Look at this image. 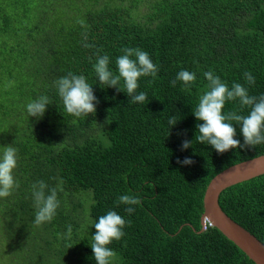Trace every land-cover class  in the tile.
I'll use <instances>...</instances> for the list:
<instances>
[{
	"label": "trees",
	"instance_id": "16d2710c",
	"mask_svg": "<svg viewBox=\"0 0 264 264\" xmlns=\"http://www.w3.org/2000/svg\"><path fill=\"white\" fill-rule=\"evenodd\" d=\"M85 32L93 47L82 45ZM126 47L146 51L159 69L138 81L142 104L131 102L123 81L117 91L93 70L97 55H108L116 72ZM180 70L196 80L185 86L176 80ZM208 71L229 88L240 83L249 95L264 94V0H0V152L17 149L19 183L0 198V264H96L94 223L109 210L126 221L125 235L109 245L111 264H256L217 227L202 229L212 178L264 154V144L220 154L195 140L203 121L192 110ZM68 72L92 85L95 113L66 112L54 81ZM41 95L51 104L43 117H29L27 103ZM229 111L249 108L228 101ZM184 140L193 142L182 151ZM185 157L194 163H177ZM39 180L63 183L56 215L37 226L31 186ZM121 195L139 197L133 213L117 205ZM219 203L264 243V173L227 187Z\"/></svg>",
	"mask_w": 264,
	"mask_h": 264
},
{
	"label": "clouds",
	"instance_id": "9594fccd",
	"mask_svg": "<svg viewBox=\"0 0 264 264\" xmlns=\"http://www.w3.org/2000/svg\"><path fill=\"white\" fill-rule=\"evenodd\" d=\"M82 27H85L83 20H78ZM82 45L84 47H93L88 44L87 33H83ZM123 54L116 58V72L109 69L108 55H97L96 62L93 64V70L98 78L99 83L107 85V87L116 88L122 91L120 82L123 81V92L131 98L132 103H144L147 100L145 92H139V79L141 77H156L159 69L154 64L149 54L140 48H124ZM91 60V58H89ZM204 77L207 80L206 89L199 97L198 104L192 110L198 121L197 134L195 140L201 144L210 145L217 153L241 148L254 147L264 144V94L260 96L249 95L248 89L240 84L233 83L231 88L221 80L219 76L214 75L211 71L205 72ZM244 78L248 84L255 83V77L250 72L244 73ZM176 80L182 81L185 86L190 85L196 80V74L187 70H180L177 73ZM173 80V86L176 83ZM58 95L61 98L67 113L80 117L87 116L96 112V104L98 100L84 75H76L68 72L64 76H60L54 81ZM239 101L240 108H249L247 115L238 114L237 111L223 112L224 106L228 101ZM51 104L50 99L46 95L31 100L26 105L29 117L37 119L43 117L46 106ZM179 120L175 116L168 119V124L174 126ZM235 122V123H233ZM233 125L240 126V132L243 136V144L236 139L237 131ZM193 141L184 140L181 150L191 147ZM18 156L17 149L12 145L3 146L0 152V198L7 197L12 191L19 187L18 181L15 180L13 172L17 167ZM177 163L181 165H191L194 161L185 157L183 161L177 159ZM49 187L44 180L36 181L31 186V194L33 198L35 213L34 224L37 226L45 222H50L56 215V211L60 206L58 199V191L60 184ZM127 205L125 211L129 214L135 211L133 205H139V197L133 195H121L117 199V205ZM214 226L209 219H204L203 230L207 224ZM126 221L121 215L114 210H109L105 215L98 218V222L94 223L96 229L92 235V243L90 245L96 264H111L112 258L115 256L114 251L109 247L113 240L121 239L125 233L123 228ZM73 227L67 225L65 237L72 238Z\"/></svg>",
	"mask_w": 264,
	"mask_h": 264
},
{
	"label": "water",
	"instance_id": "95a60500",
	"mask_svg": "<svg viewBox=\"0 0 264 264\" xmlns=\"http://www.w3.org/2000/svg\"><path fill=\"white\" fill-rule=\"evenodd\" d=\"M263 173L264 154L231 165L212 178L203 197L202 224L204 225L205 218L209 219L215 227L233 241L256 264H264V243L230 217L222 209L219 198L221 192L227 187Z\"/></svg>",
	"mask_w": 264,
	"mask_h": 264
},
{
	"label": "rangeland",
	"instance_id": "374dc122",
	"mask_svg": "<svg viewBox=\"0 0 264 264\" xmlns=\"http://www.w3.org/2000/svg\"><path fill=\"white\" fill-rule=\"evenodd\" d=\"M16 22V21H15Z\"/></svg>",
	"mask_w": 264,
	"mask_h": 264
}]
</instances>
